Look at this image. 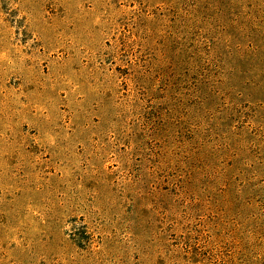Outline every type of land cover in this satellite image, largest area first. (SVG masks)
<instances>
[{
  "label": "rangeland",
  "instance_id": "374dc122",
  "mask_svg": "<svg viewBox=\"0 0 264 264\" xmlns=\"http://www.w3.org/2000/svg\"><path fill=\"white\" fill-rule=\"evenodd\" d=\"M0 264H264V0H0Z\"/></svg>",
  "mask_w": 264,
  "mask_h": 264
}]
</instances>
